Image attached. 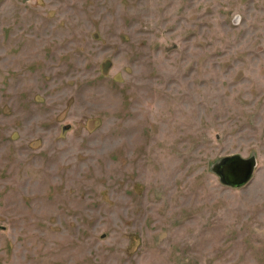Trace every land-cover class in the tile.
<instances>
[{"label": "rangeland", "instance_id": "rangeland-1", "mask_svg": "<svg viewBox=\"0 0 264 264\" xmlns=\"http://www.w3.org/2000/svg\"><path fill=\"white\" fill-rule=\"evenodd\" d=\"M0 264H264V0H0Z\"/></svg>", "mask_w": 264, "mask_h": 264}, {"label": "water", "instance_id": "water-1", "mask_svg": "<svg viewBox=\"0 0 264 264\" xmlns=\"http://www.w3.org/2000/svg\"><path fill=\"white\" fill-rule=\"evenodd\" d=\"M256 166L255 155L243 157L240 154H235L217 159L211 165V169L220 176L222 183L241 187L252 179Z\"/></svg>", "mask_w": 264, "mask_h": 264}, {"label": "flooded vegetation", "instance_id": "flooded-vegetation-1", "mask_svg": "<svg viewBox=\"0 0 264 264\" xmlns=\"http://www.w3.org/2000/svg\"><path fill=\"white\" fill-rule=\"evenodd\" d=\"M66 126H70V124H67V125H64V129L66 130V129H69V127H67L66 128ZM237 154V153H236ZM230 155H235V154H230ZM226 156H228V155H226ZM224 157V156H223ZM221 158V157H220ZM219 159V158H218ZM220 177V176H219ZM230 186V185H229Z\"/></svg>", "mask_w": 264, "mask_h": 264}]
</instances>
